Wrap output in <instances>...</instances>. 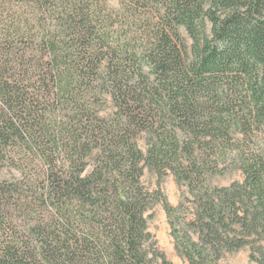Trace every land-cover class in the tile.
<instances>
[{"label": "trees", "instance_id": "16d2710c", "mask_svg": "<svg viewBox=\"0 0 264 264\" xmlns=\"http://www.w3.org/2000/svg\"><path fill=\"white\" fill-rule=\"evenodd\" d=\"M107 1L0 0V264H172L146 168L189 264H264V0Z\"/></svg>", "mask_w": 264, "mask_h": 264}, {"label": "rangeland", "instance_id": "374dc122", "mask_svg": "<svg viewBox=\"0 0 264 264\" xmlns=\"http://www.w3.org/2000/svg\"><path fill=\"white\" fill-rule=\"evenodd\" d=\"M107 6L112 10L119 11L121 9V0H108ZM182 33L190 43L191 40L184 28H182ZM102 97L104 99L103 103L95 105L101 116H108L112 114L115 109L114 103L110 96L104 95ZM139 144L145 151L147 148L145 133L141 134ZM19 177L20 172L15 168L6 167L0 170V182L17 180ZM243 179L244 175L242 171L236 169L225 175L211 178V184L216 187H225L231 185L235 181H243ZM142 183L149 191H159L162 195V200L146 214V216L152 214V217L148 218V227L153 235L155 246L160 252L165 254L167 260L172 264H189L188 261L178 253L175 247V240L171 234V227L168 223L167 214L163 205L166 201L171 206L176 207L180 201L187 196V187L179 184L171 172H168V174L160 179L156 172L148 168L145 169L144 175L142 176ZM159 264H161V261H159ZM221 264L258 263L250 260V249L245 248L235 253L226 254Z\"/></svg>", "mask_w": 264, "mask_h": 264}]
</instances>
